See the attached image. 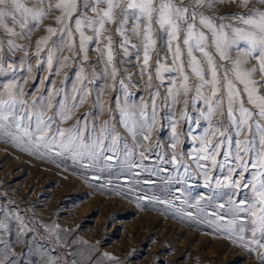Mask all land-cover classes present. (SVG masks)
<instances>
[{"label": "rangeland", "instance_id": "rangeland-1", "mask_svg": "<svg viewBox=\"0 0 264 264\" xmlns=\"http://www.w3.org/2000/svg\"><path fill=\"white\" fill-rule=\"evenodd\" d=\"M24 2L31 7L38 0ZM183 3L188 4L189 0ZM251 7H261L259 0H252ZM198 10L217 23L223 17L225 23L230 21L235 26L237 21L231 17L247 12L248 8L241 7L240 0H215L213 7ZM83 11L94 15L88 9ZM60 14L50 9L39 22L30 21L29 27L37 26L19 38L0 28V41H5V50L0 51V94L8 85H16L29 105L36 102L34 113L50 103L52 107L43 118H54L53 129L75 128L79 122L83 138L88 142L99 139L100 148L94 157L73 159L67 154L60 155L58 147L55 154L43 148L37 154L25 143L27 138L22 133L16 142L0 135V212L9 214L7 219L0 216V220L8 223L10 229L2 238L17 254L15 264H71L72 261L75 264H260L259 252H264V248L250 254L239 241L229 238L228 232L231 228L233 237L240 235L238 228L243 226L242 235L250 239V213L234 215L232 206L241 201L252 202L253 193L245 184L255 183L253 176L260 170L246 169L240 174V164L243 162L250 169L255 158L242 153L244 160H235L234 144L231 149L221 147L216 166L202 159L204 153L199 151L203 147L202 139L207 136L214 143L219 133L213 136V130L221 124L224 126L221 131L229 127L225 116L219 114L225 111L227 100L224 99L210 121L206 119L208 105L199 99L193 103L198 78L187 64L186 46L182 43L185 25L181 24L180 40L173 43V48L180 44L190 91L187 95L181 92L177 97L179 102L173 104L172 96L166 91L170 87L169 77L176 76L177 87L183 80L177 74L163 73L161 83L155 74L157 52L162 63L172 66L171 53L167 61L164 59L168 50L161 49V32L157 30L152 60L141 76L138 71L142 61L138 63L133 56H122L121 37L116 31L118 21L105 24L107 31L98 42L92 30L85 29V35L93 37L86 45V60L79 48V33L75 32L78 13L69 21L77 41L73 48L57 50L53 46L56 36H52L37 54V42L49 36L47 28L59 31L61 25L55 17ZM7 23L16 32L22 31L11 21ZM153 28L156 30L155 23ZM197 29L210 35L198 22ZM109 36L115 59L108 69L109 73L113 66L118 69L115 80L110 74L101 75L105 65L96 50L105 47V38ZM9 38L18 46L15 50H8ZM132 43H137L135 38ZM206 50L218 64L229 66L228 61L219 59L211 44ZM50 52L51 64L48 63ZM194 55L202 65L205 63L202 54L194 52ZM256 63L252 59L248 67ZM224 68L219 71L222 73ZM205 78L209 79L210 74ZM254 78L260 80L261 76ZM85 86L87 95L79 103L76 90ZM237 87L243 86L237 83ZM156 91L159 95H154ZM202 94L210 95V92L205 90ZM141 105H148L143 117L138 115ZM153 105L155 124L149 132ZM65 107L71 109L69 119L59 115ZM35 119L34 116L31 122L33 129ZM173 125L178 139L173 136ZM145 135L150 139L144 140ZM227 135L242 140L248 133L238 136L233 127ZM141 152L144 156H140ZM108 156L114 159L109 161ZM198 160L206 169L198 167ZM230 166L237 171L230 174ZM217 180L221 183L217 184ZM230 180H238L239 187L231 186ZM234 219L237 222L233 225L230 222ZM22 226L29 230L20 235ZM104 253L117 259L110 260Z\"/></svg>", "mask_w": 264, "mask_h": 264}, {"label": "snow or ice", "instance_id": "snow-or-ice-1", "mask_svg": "<svg viewBox=\"0 0 264 264\" xmlns=\"http://www.w3.org/2000/svg\"><path fill=\"white\" fill-rule=\"evenodd\" d=\"M251 2L252 0H240L241 7L248 8V11L236 13L231 17L237 21L234 26L230 21L225 23L223 17L217 23L213 18L205 16L203 11L198 10L213 7L215 0H189L188 4H184L183 0H56L55 3L52 0H38V3L31 7L24 0H0V28L4 29L5 33L17 38L28 35L32 28L37 26L32 24L29 27V22H39L49 14L50 9L54 8L61 13L55 17L61 27L59 31L50 26L47 28L49 36L42 37L37 42V54L41 51L40 46L46 45L52 36H56L53 46L57 50L62 51L64 48L71 50L77 41L69 21L72 20L73 15L78 13L74 20L75 32L79 33V48L83 50V58L86 60V45L93 40V37L86 36L85 29H91L98 42L102 33L107 31L105 24L117 23L118 21L116 31L121 37L119 48L122 50V56H133L138 63L142 61L138 71V75L141 76L145 74V70L152 60L151 53L156 48L158 30L162 33L161 49L167 48L168 50L164 59L167 61L168 53H171L172 66L169 67L166 63H162L161 54L157 52L155 74L161 83L164 82L163 73L177 74L183 80L179 87L175 84L176 76H170L168 80L170 87L166 91L172 96L173 104H176L179 102L177 97L181 92L187 95L190 91L189 75L184 72L180 44L176 43L175 48H173V43L180 40L181 24L185 25L182 43L186 46L187 64L195 77L198 78V81L195 82L193 103L199 99L208 105L206 119L210 121L211 117L219 112L224 99L227 100L225 111L219 112V114L225 116V120L229 122V127L221 131V128L224 127L221 124L213 130V136L219 133L214 143L207 136L202 139L203 147L199 149L200 152L204 153L202 159L204 161L210 160L211 165L216 166V157L221 147L225 146L231 149L234 144L235 160L243 161L242 153L251 154L255 158L250 169L247 164L242 162L238 169L239 173L243 174L246 169L250 171L260 170L257 175L253 176L255 183L245 184V187H250L253 193L252 202L246 204L245 201H241L232 206L234 215L250 213V224L252 225L248 228L250 239L246 240L242 235L245 232L243 226L238 228L240 235L234 237L232 229L229 228L228 230L229 238L233 239L234 242L239 241L241 247L247 249L251 254L264 248V0H259L261 7L258 8H249ZM100 5H104V7L101 8ZM83 9L90 10L94 15L89 16ZM7 21H11L22 31L16 32L15 28L10 27ZM197 22L202 28L208 29L210 35L197 29ZM154 23L156 30L153 28ZM132 38H135L137 43H132ZM105 39L107 40L105 47L96 49L105 65L101 75L106 77L110 74L115 80L118 69L113 66L110 73L108 69V66L113 64L115 59L112 38L109 36ZM4 43L5 41H0V51L5 50ZM6 43L9 51L18 47L10 38L6 40ZM209 44L218 54L220 60L229 62L228 67L224 68V65L218 64L213 54L206 50L209 48ZM194 52L203 55L205 61L203 65L194 55ZM233 53L237 54L234 56ZM67 59L65 57L66 61ZM252 59L256 60L257 63L248 67V63ZM48 63H52L51 52L48 55ZM220 68H224L222 73L219 71ZM206 74H210L209 79L205 78ZM148 75V86L151 87L152 74L149 73ZM255 75H260L261 79L256 80ZM128 78L131 79V74H128ZM80 82L83 84V80ZM237 83L243 87L238 88ZM120 84L121 87H124L122 80ZM205 90L210 92V95L202 94ZM76 91L78 92V102L82 103L81 97L87 95L86 86ZM154 95H159V91H156ZM21 96L22 90L16 85H8L5 92L0 94V135L7 136L11 138L12 142H16L20 138L19 134L22 133L23 137L27 138L25 143L37 154L41 148L45 151L50 150L55 154L57 147L61 149L60 155L67 154L73 159L94 157L97 154V150L100 148L99 139L95 142L86 141L81 134L79 122L75 128L61 129L57 126L53 129L54 118L49 117L47 120L43 118L47 109L52 107L51 104L46 103L42 111L34 113L32 109L36 107V102L33 101L29 105ZM184 103L187 105V100ZM139 107L141 110L138 115L143 117L145 115L144 109L148 105ZM152 107L151 123L147 129L149 132L155 124V106ZM21 112L23 115L20 114ZM70 113L71 109L65 107L59 115L62 119H69ZM34 116L36 119L33 129L31 122ZM233 127L238 136L245 132L248 133V136L242 140H233L231 136L227 135V132ZM171 130L173 136L178 139L174 125ZM143 139L148 140L150 136L145 135ZM172 147L175 148L176 145L173 144ZM228 155L231 156V152ZM140 156H144V153L141 152ZM107 159L111 161L114 157L108 156ZM172 160H176L175 155ZM197 164L198 167L206 169V165H200L199 160ZM228 171L231 174L237 169L230 166ZM204 174L207 176V170ZM216 183L220 184L221 182L217 180ZM230 184L233 187H239L238 180H230ZM0 216L7 219L9 214L0 212ZM15 219L19 218L15 217ZM220 219L223 220V217ZM236 222L234 219L230 223L234 225ZM0 229L3 230L0 233V264H15L14 257L17 254L12 250L9 243L2 238L4 234L10 231L9 224L0 220ZM28 230L27 226H22L20 235ZM50 231H55V229H50ZM104 256L110 260L117 259L108 253H104ZM259 261L260 264H264V252H259ZM71 264H75V261H72Z\"/></svg>", "mask_w": 264, "mask_h": 264}]
</instances>
